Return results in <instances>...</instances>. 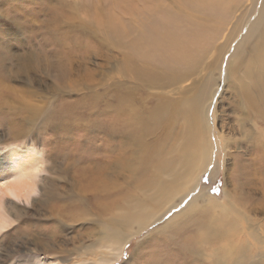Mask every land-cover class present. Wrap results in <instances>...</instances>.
I'll use <instances>...</instances> for the list:
<instances>
[{
  "label": "bare ground",
  "instance_id": "1",
  "mask_svg": "<svg viewBox=\"0 0 264 264\" xmlns=\"http://www.w3.org/2000/svg\"><path fill=\"white\" fill-rule=\"evenodd\" d=\"M46 12L51 29L64 22L82 25L85 14L93 25L82 30L97 31L101 40L117 44V71L133 82L117 92L116 105L105 104V111L117 119L124 138L117 142V165H125L130 148L128 168L137 180L126 189L117 186L115 193L107 176L90 168L86 186L96 193L99 241L107 249L89 261L113 264L132 238L144 235L136 245L143 250L131 264H264V152L259 150L264 143V0H58ZM223 64L225 89L236 97L232 106L239 113V136L215 130ZM73 70L74 65H63L60 78ZM70 83L54 92L80 86ZM79 83L78 90L94 86ZM4 84L0 72V85L9 88ZM98 96L83 104L94 108ZM11 122L8 137L17 142L25 129L19 121ZM242 136L255 145L248 165L255 169L253 175L241 172L245 150L233 149ZM5 139L0 134V141ZM15 155L13 174L0 183V192L27 197L34 191L39 158L12 148L3 150L1 159ZM239 157L241 164L231 168L223 196L213 194L203 174L212 183L220 171H228L226 161ZM11 170H0V179ZM2 216L0 209V220ZM40 241L35 238L36 251L27 242L24 250L39 253L45 249Z\"/></svg>",
  "mask_w": 264,
  "mask_h": 264
},
{
  "label": "rangeland",
  "instance_id": "2",
  "mask_svg": "<svg viewBox=\"0 0 264 264\" xmlns=\"http://www.w3.org/2000/svg\"><path fill=\"white\" fill-rule=\"evenodd\" d=\"M7 1L0 2V72L6 76L4 85L9 86L0 85V134L7 138L0 141V170H12L0 179V183L11 178L18 161L16 155L9 160L1 159L3 150L19 148L23 153L29 152L39 158V167L30 196L0 192L3 193L0 194L1 214L5 215L3 221L0 220V264H23V260L29 262L27 264H77L83 260L92 264L90 258L97 259L100 251L106 252L107 248L99 241L101 227L97 219L100 214L93 205L96 193L86 186L90 168L104 173L115 193L117 186L126 189L134 186L137 180V175L128 168L132 162L130 148L125 165H117V142L124 138L117 128V119L105 111V104L116 105L117 92L133 82L117 71V57H121L117 44L101 40L97 31L82 30V26L93 25L88 24L89 18L85 14L81 13L82 25L64 22L58 24L57 29H51L46 26L49 18L46 10L55 6L58 0H12L8 4ZM66 64L74 65L76 70L71 76L60 78L59 69ZM225 72L223 64L219 75L223 96L219 95L218 99L220 113L215 130L220 129L227 136L234 131L239 136L236 120L239 113L232 106L236 97L225 89ZM73 80L80 86L69 89V93L66 90L54 92V88L71 85ZM79 82L93 84V89L83 85V89L78 90ZM93 95L99 96L92 101L95 107L91 109L83 102L90 101ZM13 120L19 121L25 129L23 138L17 142L8 137ZM248 138L236 137L240 143L233 149L240 153L245 150V155L240 156L244 160L247 158L241 172L245 173L247 169L253 175L255 169L248 165L253 164L256 149ZM263 145L262 142L258 145L260 152H264ZM98 157L107 165L99 162ZM240 157L226 161L228 171H220L212 183L209 175L203 174V183L211 184V190H216L213 194L223 196L224 184L230 179L232 169L241 164ZM220 158L222 156L215 160ZM8 198L19 205H14ZM110 215L107 214L105 219ZM32 237L41 239L45 249H39V253L24 250L23 244L27 242L36 251ZM143 237L132 238L122 257L113 264H131V259L143 250H136Z\"/></svg>",
  "mask_w": 264,
  "mask_h": 264
},
{
  "label": "snow or ice",
  "instance_id": "3",
  "mask_svg": "<svg viewBox=\"0 0 264 264\" xmlns=\"http://www.w3.org/2000/svg\"><path fill=\"white\" fill-rule=\"evenodd\" d=\"M213 191H216L215 189H213Z\"/></svg>",
  "mask_w": 264,
  "mask_h": 264
}]
</instances>
